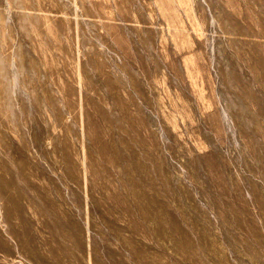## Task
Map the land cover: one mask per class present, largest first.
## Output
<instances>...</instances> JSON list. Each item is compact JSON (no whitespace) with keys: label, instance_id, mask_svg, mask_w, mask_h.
I'll use <instances>...</instances> for the list:
<instances>
[{"label":"rangeland","instance_id":"rangeland-1","mask_svg":"<svg viewBox=\"0 0 264 264\" xmlns=\"http://www.w3.org/2000/svg\"><path fill=\"white\" fill-rule=\"evenodd\" d=\"M8 12L0 264H264V0Z\"/></svg>","mask_w":264,"mask_h":264},{"label":"bare ground","instance_id":"bare-ground-1","mask_svg":"<svg viewBox=\"0 0 264 264\" xmlns=\"http://www.w3.org/2000/svg\"><path fill=\"white\" fill-rule=\"evenodd\" d=\"M0 1H1V3H3L5 5V12H8L9 8H10V4L12 3V0H0ZM3 20H4V18H3ZM11 22H12V18L10 17V12H8L6 14V17H5L6 30H7L6 36L7 37L3 36L2 27H1L2 24L0 25V52H1V47H2L3 37H5L6 40L8 38L9 28H10ZM7 51H8L7 48H5L2 51L3 56H6L5 54L7 53ZM0 55H1V53H0ZM7 63H8V58L6 57L4 62H3L2 68L0 69V110L3 109V108H6L9 105V101H10V84H9L10 80L9 79L11 78V74H10V72L8 70V64ZM1 75H2V77H1ZM1 134H3V131H2Z\"/></svg>","mask_w":264,"mask_h":264}]
</instances>
